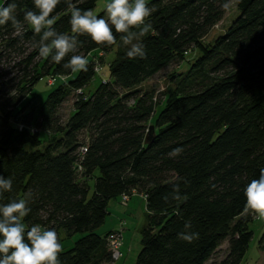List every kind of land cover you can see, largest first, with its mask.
<instances>
[{"label": "trees", "instance_id": "1", "mask_svg": "<svg viewBox=\"0 0 264 264\" xmlns=\"http://www.w3.org/2000/svg\"><path fill=\"white\" fill-rule=\"evenodd\" d=\"M99 1L71 0L106 19L105 8L96 10ZM232 1L147 0L154 9L146 19L151 29L139 41L146 58H129L113 28L111 46L78 36L75 54L89 64L87 72L73 73L63 68L72 54L60 64L39 56L42 33L24 20L26 11L38 9L33 0H15L22 30L11 22L0 25V175L13 181L0 205L31 190L26 230L34 224L55 228L60 243L61 234H81L71 249L62 248L61 264L116 262L108 238L124 234L126 222L103 235L97 230L112 200L121 197L127 206L138 193L148 213L134 264H206L225 241L228 253L217 264L243 262L254 236L250 225L260 219L243 209L244 188L264 168V0H235L236 18L206 43L228 14L223 5ZM6 2L11 0L0 6ZM51 16L58 33L72 35L66 0ZM114 50L106 64L110 76L87 95L85 88L103 72L99 62ZM193 54L190 68L163 98L139 89ZM44 77L56 80L55 89L44 105L26 104ZM71 96L74 108L64 121L61 108ZM175 148L183 151L172 157ZM174 185L179 200L171 198ZM186 221L199 234L191 243L178 239ZM260 244L262 249L264 231Z\"/></svg>", "mask_w": 264, "mask_h": 264}, {"label": "clouds", "instance_id": "2", "mask_svg": "<svg viewBox=\"0 0 264 264\" xmlns=\"http://www.w3.org/2000/svg\"><path fill=\"white\" fill-rule=\"evenodd\" d=\"M66 2L71 12L72 35L58 33L54 28L56 18L51 14L60 0H33L38 13L32 10L24 13V20L31 25L34 32L42 33L36 45L41 58L50 57L52 61L60 64L65 57L72 54L63 64V68L73 73L87 72L88 59L84 55L75 54L78 51V36L87 34L97 45L111 46L116 44L113 28L116 33L122 34L120 40L124 46H128L126 54L129 58H146L144 45L139 41L151 29V24L146 23V19L154 9L148 7L147 0H110L105 5L107 19L99 17L91 9H80L71 0ZM223 7L228 9L230 4L225 3ZM16 9L15 0L0 6V25L11 22L17 32H20L23 25L16 18ZM182 151V148H175L169 155L175 157ZM12 186L11 178L0 175V195L12 191ZM244 196V214L264 219V168L260 169L258 178L252 179L246 185ZM171 198H181L179 185L173 186ZM32 199L33 193L29 190L24 198L0 205V264H61L59 255L63 249L55 228L34 224L26 230L22 222L31 212L29 204ZM184 228L185 231L178 234V239L188 243L198 239V233L189 231L192 228L191 221H186Z\"/></svg>", "mask_w": 264, "mask_h": 264}, {"label": "rangeland", "instance_id": "3", "mask_svg": "<svg viewBox=\"0 0 264 264\" xmlns=\"http://www.w3.org/2000/svg\"><path fill=\"white\" fill-rule=\"evenodd\" d=\"M108 2H110V0H100L97 4L98 8L96 10L105 8V5ZM236 3L237 2L235 0L232 1L229 7V11L227 12L228 14L225 15L224 19L219 23V25H217L205 38L206 43L212 42L217 36H219V34H222L227 30L231 22L234 20V18H236V14H238L236 11ZM115 50L114 52L111 51V53L105 54L102 62L99 60L100 61L99 63H101L100 65L103 66V72L97 73L94 80L90 83L89 86L85 88V93L87 95H91L96 90V88L100 86L102 78L105 75L106 77L110 76L106 64L107 62L112 61L115 58L116 55ZM197 55L196 54L191 55V57H189L190 61H186L184 63L180 61H173L168 67H165L162 71H160L158 75L156 74L153 78H150L149 80L145 81L139 87V89L143 91H155L159 99L163 98L161 96L162 92L168 90L172 86H175V84L177 83L178 74H181L182 72H186L188 68H190L189 64L192 61H194ZM55 81L56 80L52 78H50L49 80L46 77L42 78L38 82V84H36L35 87L33 88L32 92L30 93L31 95H29L26 101V104L28 103V101H32L31 104L35 107L37 106V104L44 105L49 94L55 89V85H57ZM73 105H74V96H71L61 108V115L64 118V121L69 119V116L74 108ZM158 108H160V106ZM30 110H31V105L27 107V111ZM45 135L46 134L44 133L43 136ZM89 184L91 187H93V180H90ZM115 200H112L110 202V208L113 211L111 212V214L107 216L106 222L97 230V232L103 235L104 233H107L111 229H114L116 224H119V221H122L121 219H123L124 222L126 223L125 224L120 223V224H122L124 228L123 244L124 243L126 244L124 245L127 249L125 252L126 256H124L123 258L121 257L122 259L120 258L119 260H122L121 262H124V264H134L143 246L141 244V240H142L141 230L138 227L140 222V215H139L140 212L137 214L136 217H134L133 214H130L132 211L129 214L122 215L120 213L119 216H117L116 213L114 212L115 209L114 205L118 207L119 203ZM250 227L254 232V236L250 243L249 251L247 252L241 264H264V247H262V249L260 247L261 245L260 241L262 240L263 231H264V219L256 218L251 223ZM81 236H82L81 234H77L76 236L69 238L65 234L64 235L61 234L60 238H61L62 248L66 250L71 249ZM227 253H228V241H225L222 244V246L219 248V250H216L212 258L206 262V264L219 263L220 261H222V259L226 257Z\"/></svg>", "mask_w": 264, "mask_h": 264}, {"label": "crops", "instance_id": "4", "mask_svg": "<svg viewBox=\"0 0 264 264\" xmlns=\"http://www.w3.org/2000/svg\"><path fill=\"white\" fill-rule=\"evenodd\" d=\"M101 10V9H100ZM132 201L129 202V204L127 206L123 205L121 203V197L117 198L115 201H117L119 203V206H115V209H114V212L116 213L117 216H119V214L121 213L122 215L124 214H129L131 211L130 214H133L134 217L137 216V214L139 213L140 215V222H139V225L138 227L140 228V230L142 231L143 227L145 226L146 223V214L148 213L147 212V205H146V201H145V198L144 196L141 194V193H138V194H135L132 199ZM117 204V203H116ZM109 212L111 214V212L113 210H111L110 208V204H109ZM144 218V219H143ZM125 219V218H124ZM122 221H124L123 219H121ZM122 221H119V224H116L115 228L114 229H111L110 231H113V230H116L120 228L121 224L120 223H123ZM143 224V225H142ZM105 234V233H104ZM125 244V243H124ZM126 245V244H125ZM125 245H123L122 247V258L125 255V252H126V247ZM121 258V259H122ZM122 260H119V261H116V262H113V263H110V264H124V262H121Z\"/></svg>", "mask_w": 264, "mask_h": 264}, {"label": "built area", "instance_id": "5", "mask_svg": "<svg viewBox=\"0 0 264 264\" xmlns=\"http://www.w3.org/2000/svg\"><path fill=\"white\" fill-rule=\"evenodd\" d=\"M52 79H54V78H52ZM123 198L125 199V201L129 200L127 196H124ZM122 234L123 233H119V232H117V234L112 233L108 238V241L110 244L109 245L110 250L112 252L114 260H116V261L122 257V246L124 245Z\"/></svg>", "mask_w": 264, "mask_h": 264}, {"label": "water", "instance_id": "6", "mask_svg": "<svg viewBox=\"0 0 264 264\" xmlns=\"http://www.w3.org/2000/svg\"><path fill=\"white\" fill-rule=\"evenodd\" d=\"M151 129L154 130V126H151ZM150 139V136H148L147 140Z\"/></svg>", "mask_w": 264, "mask_h": 264}]
</instances>
